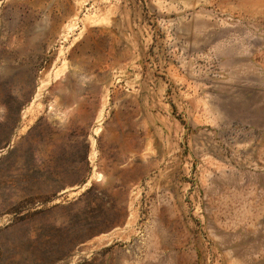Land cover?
<instances>
[{
	"label": "rangeland",
	"instance_id": "obj_1",
	"mask_svg": "<svg viewBox=\"0 0 264 264\" xmlns=\"http://www.w3.org/2000/svg\"><path fill=\"white\" fill-rule=\"evenodd\" d=\"M0 264H264V0H0Z\"/></svg>",
	"mask_w": 264,
	"mask_h": 264
}]
</instances>
